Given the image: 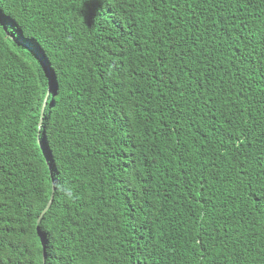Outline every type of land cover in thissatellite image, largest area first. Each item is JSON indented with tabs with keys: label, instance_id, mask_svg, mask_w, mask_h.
Masks as SVG:
<instances>
[{
	"label": "trees",
	"instance_id": "1",
	"mask_svg": "<svg viewBox=\"0 0 264 264\" xmlns=\"http://www.w3.org/2000/svg\"><path fill=\"white\" fill-rule=\"evenodd\" d=\"M0 264H264V0H0Z\"/></svg>",
	"mask_w": 264,
	"mask_h": 264
},
{
	"label": "water",
	"instance_id": "2",
	"mask_svg": "<svg viewBox=\"0 0 264 264\" xmlns=\"http://www.w3.org/2000/svg\"><path fill=\"white\" fill-rule=\"evenodd\" d=\"M49 90H50V88H48L47 95H46V97L44 99V104H43V107H42L41 117H40V122H39V129L42 127V122H43V119H44V110H45V105H46V101H47V98H48ZM38 142L41 145L40 139H38ZM41 147H42V145H41ZM43 152L45 153V150H43ZM45 156H46V153H45ZM46 161L48 162L47 157H46ZM49 167H51V166L49 165ZM54 192H55V184L53 183L51 198H50L46 208L42 211L40 217L38 218V222L39 223H40L42 217L45 215V213L49 210V208L51 207V205H52V203L54 201ZM42 244L44 246V241L43 240H42ZM43 253H44V256H45V252H43Z\"/></svg>",
	"mask_w": 264,
	"mask_h": 264
}]
</instances>
